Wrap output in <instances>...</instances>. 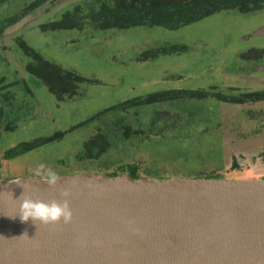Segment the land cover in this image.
Returning <instances> with one entry per match:
<instances>
[{
    "label": "rangeland",
    "instance_id": "1",
    "mask_svg": "<svg viewBox=\"0 0 264 264\" xmlns=\"http://www.w3.org/2000/svg\"><path fill=\"white\" fill-rule=\"evenodd\" d=\"M32 1L3 3L0 21L18 16ZM82 1L48 0L0 33V77L23 84L10 88L14 107L22 104L19 111L0 120L1 180L32 177L40 163L59 175H117L134 167L139 178H264V101L235 105L188 94L264 89V34L253 36L264 26V11H222L175 30L43 27ZM24 47L89 82L78 83L72 97L57 100L24 69L33 63ZM160 47L173 51H156ZM169 91L173 99L88 120L125 101ZM10 122L14 128L4 130ZM122 126L142 133L124 139ZM97 131L108 136V151L96 160L75 158ZM57 133H62L57 140L1 158L20 143Z\"/></svg>",
    "mask_w": 264,
    "mask_h": 264
},
{
    "label": "water",
    "instance_id": "2",
    "mask_svg": "<svg viewBox=\"0 0 264 264\" xmlns=\"http://www.w3.org/2000/svg\"><path fill=\"white\" fill-rule=\"evenodd\" d=\"M59 176L0 179V264H264V178ZM17 180L45 202L68 189L71 223L21 222Z\"/></svg>",
    "mask_w": 264,
    "mask_h": 264
},
{
    "label": "trees",
    "instance_id": "3",
    "mask_svg": "<svg viewBox=\"0 0 264 264\" xmlns=\"http://www.w3.org/2000/svg\"><path fill=\"white\" fill-rule=\"evenodd\" d=\"M8 0H0V5ZM48 0H33L25 6L18 16L3 19L0 21V33L3 29L16 22L18 17H23L34 8ZM222 11H236L239 14H248L258 11H264V0H84L80 4H76L72 8L66 10L56 22L44 25V28L50 30H66V29H81L84 26H89L94 30L106 29H126L131 27L146 26V27H162L168 30H175L181 26L194 23L211 14ZM33 60V63L26 64L24 69L29 74L33 75L41 81L46 90L57 100H62L65 97L70 98L76 94V85L78 83L89 82L86 79L78 76L72 71L64 70L59 66L45 61L31 49L24 47ZM156 51L170 52L172 47L164 49L158 48ZM9 81L4 77H0V120L2 115L8 116L10 113L17 112L21 105L14 107L16 97L11 94L10 88L22 86ZM27 93V87L24 86ZM183 94V91L178 92ZM190 97L200 99L214 97L218 101L224 103H233L235 105L246 102H262L264 101V90L259 92H251L247 94L236 95H221L213 93L208 95L204 90L188 92ZM175 94L169 92L149 94L144 97H137L122 104L114 106L110 109L98 112L88 120L98 118L100 115L114 112L115 110H123L139 106H147L156 103H162L166 100L173 99ZM15 108V109H14ZM5 111L8 113L6 114ZM156 115V114H155ZM87 120V121H88ZM10 125L4 126V130H12L14 127ZM84 122L75 126L83 125ZM0 122V127H1ZM122 138L126 139L129 135L142 133L141 130H131L129 126H122ZM138 132V133H137ZM140 132V133H139ZM62 133H57L51 137L43 139H35L30 142L20 143L7 150L1 158L3 160L12 159L15 156L27 152L35 148L39 144H44L60 138ZM108 136L101 134L99 131L91 135L86 142L83 143L81 153H78L75 158L83 160H96L109 149ZM236 168L234 160H232L230 169ZM125 175L129 178H139L136 175V169L130 167L126 174H109L108 176ZM213 178V177H208Z\"/></svg>",
    "mask_w": 264,
    "mask_h": 264
},
{
    "label": "clouds",
    "instance_id": "4",
    "mask_svg": "<svg viewBox=\"0 0 264 264\" xmlns=\"http://www.w3.org/2000/svg\"><path fill=\"white\" fill-rule=\"evenodd\" d=\"M35 180L46 183L48 188H56L60 180L59 174L45 163H40L32 173ZM20 180L13 183L19 184L23 192L19 197V218L21 222H28L29 219L35 224L40 225H58L61 222L64 225L71 223L73 213L69 203L71 192L66 188L59 189L60 200L51 199L47 202L41 199H32L27 193L30 185L20 183ZM3 195L12 196L11 192H5ZM21 236H27L23 234ZM15 238V237H14Z\"/></svg>",
    "mask_w": 264,
    "mask_h": 264
},
{
    "label": "flooded vegetation",
    "instance_id": "5",
    "mask_svg": "<svg viewBox=\"0 0 264 264\" xmlns=\"http://www.w3.org/2000/svg\"><path fill=\"white\" fill-rule=\"evenodd\" d=\"M262 90H264V89H262ZM262 90H261V91H262ZM253 92H259V91H253ZM256 103H258V102H256ZM239 105H240V104H239ZM17 111H19V110H17ZM13 113H14V112H13ZM15 113H16V112H15Z\"/></svg>",
    "mask_w": 264,
    "mask_h": 264
}]
</instances>
